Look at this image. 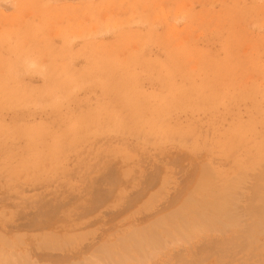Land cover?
I'll return each mask as SVG.
<instances>
[{
    "label": "rangeland",
    "instance_id": "374dc122",
    "mask_svg": "<svg viewBox=\"0 0 264 264\" xmlns=\"http://www.w3.org/2000/svg\"><path fill=\"white\" fill-rule=\"evenodd\" d=\"M0 36V264H264V0H0Z\"/></svg>",
    "mask_w": 264,
    "mask_h": 264
},
{
    "label": "bare ground",
    "instance_id": "6f19581e",
    "mask_svg": "<svg viewBox=\"0 0 264 264\" xmlns=\"http://www.w3.org/2000/svg\"><path fill=\"white\" fill-rule=\"evenodd\" d=\"M135 3V2H134ZM119 4H121V3H119ZM224 4V3H223ZM138 5V4H137ZM124 9V8H123ZM130 12V11H129ZM117 15H118V13H117ZM167 17V16H166ZM184 17V16H183ZM130 18V17H129ZM77 19V18H76ZM143 19V18H142ZM73 20V19H72ZM116 21V20H115ZM210 21V20H209ZM80 23V22H79ZM104 23V22H103ZM164 23V22H163ZM251 23V22H250ZM120 24V23H119ZM82 25V24H81ZM115 25V24H114ZM106 26V25H105ZM119 27V26H118ZM136 28V27H135ZM118 29V28H117ZM176 29V28H175ZM197 30V29H196ZM122 31V30H121ZM53 32V31H52ZM119 32V31H118ZM146 32V31H145ZM72 33V32H71ZM86 33V32H85ZM20 34V33H19ZM104 34V33H103ZM110 34V33H109ZM170 34V33H169ZM221 34V33H220ZM2 35V34H1ZM101 35V34H100ZM151 38H152V35L150 36ZM149 37V38H150ZM195 37V36H194ZM0 38H1V36H0ZM114 38V37H113ZM16 39V38H15ZM155 42V41H154ZM189 42V41H188ZM86 43V42H85ZM185 45V44H184ZM120 46V45H119ZM171 46V45H170ZM101 47V46H100ZM181 47V46H180ZM24 49V48H23ZM22 49V50H23ZM130 49V48H129ZM179 49V48H178ZM175 50V49H174ZM133 51V50H132ZM242 51V50H241ZM168 54V53H167ZM133 55V54H132ZM142 56V55H141ZM24 57V56H23ZM124 57V56H123ZM248 57V56H247ZM256 57V56H255ZM119 58V57H118ZM28 59V58H27ZM119 59H121L122 60V58H119ZM86 60V59H85ZM45 62V61H44ZM119 61H117V63H118ZM19 64V63H18ZM18 66V65H17ZM144 66V65H143ZM23 67V66H22ZM133 67H134V65H133ZM167 69V68H166ZM11 71V70H10ZM190 72V71H189ZM32 73V72H31ZM3 75V74H2ZM32 76V75H31ZM192 78V77H191ZM261 80V79H260ZM98 82V81H97ZM161 84V83H160ZM173 84V83H172ZM163 85V84H162ZM140 88V87H139ZM100 89V88H99ZM242 89H244V88H242ZM86 90V89H85ZM189 90V89H188ZM260 91V90H259ZM248 93V92H247ZM70 98V97H69ZM29 99V98H28ZM80 103V102H79ZM118 103H120V102H118ZM142 103V102H141ZM91 104V103H90ZM149 104V103H148ZM195 105V104H194ZM263 107V106H262ZM37 108V107H36ZM56 109V108H55ZM190 110V109H189ZM196 110V109H195ZM29 111V110H28ZM239 111V110H238ZM179 112V111H178ZM25 114V113H24ZM49 114V113H48ZM6 116V115H5ZM80 119V118H79ZM78 122V121H77ZM48 126V125H47ZM250 128H251V126H250ZM91 133V132H90ZM81 134V133H80ZM255 135V134H254ZM15 136V135H14ZM212 138V137H211ZM172 139V138H171ZM220 139V138H219ZM237 147V146H236ZM19 148V147H18ZM33 148V147H32ZM236 149V148H235ZM259 149V148H258ZM220 151H222V150H220ZM257 151V150H256ZM264 154V153H263ZM241 159V158H240ZM242 160V159H241ZM240 161V160H239ZM263 166V165H262ZM207 167V166H206ZM205 167V168H206ZM205 168H203V169H205ZM208 168V167H207ZM241 169V168H240ZM252 170V169H251ZM240 171V170H239ZM259 171V170H258ZM261 171V170H260ZM202 172H203V170H202ZM246 172V171H245ZM262 173V172H261ZM238 174V173H237ZM240 174V173H239ZM243 174V173H242ZM264 174V173H263ZM262 174V175H263ZM253 175V174H252ZM260 175V174H259ZM241 176V175H240ZM244 176V175H243ZM255 176V175H254ZM205 177V176H204ZM244 177H246V176H244ZM252 177V176H251ZM258 177V176H257ZM263 178H264V176H262ZM243 178V177H242ZM248 178H250V176L248 177ZM254 179H255V177H253ZM235 179H236V177H235ZM251 179V178H250ZM249 179V180H250ZM259 179H260V177H259ZM224 180H225V178H224ZM242 180H244V179H242ZM260 180H262V178L260 179ZM240 181V180H239ZM247 182V181H246ZM263 182H264V180H263ZM235 182H233V184H234ZM256 183H257V181H256ZM254 184V183H253ZM243 185H244V183H243ZM258 188H259V182H258ZM260 188H262L261 186H260ZM259 188V189H260ZM224 189V188H223ZM236 189V188H235ZM253 189H254V187H253ZM259 189H257L256 188V190H259ZM227 190V189H226ZM231 190V189H230ZM238 190V189H237ZM252 190V189H251ZM261 190H263V189H261ZM225 192V191H224ZM250 192V191H249ZM255 193V192H254ZM235 194V193H234ZM257 194V193H256ZM217 195V194H216ZM228 195V194H227ZM252 195V194H251ZM230 196V195H229ZM228 196V197H229ZM234 196V195H233ZM254 196V195H253ZM247 197V196H246ZM255 197V196H254ZM258 197V196H257ZM264 197V196H263ZM212 198V197H211ZM216 198H218V197H216ZM235 198V197H234ZM261 198V197H260ZM248 199V198H247ZM250 199V198H249ZM262 199H264V198H262ZM230 200V199H229ZM228 201V200H227ZM230 201H232V200H230ZM250 201H251V199H250ZM249 201V202H250ZM262 201V200H261ZM233 202V201H232ZM225 203V202H224ZM187 204H188V202H187ZM225 205V204H224ZM227 205V204H226ZM253 206V205H252ZM261 206V205H260ZM217 207H219L218 205H217ZM250 207H251V205H250ZM259 207V206H258ZM183 208V207H182ZM221 208V207H220ZM247 208H248V206H247ZM251 208H255V206H253V207H251ZM257 208V207H256ZM246 209V208H245ZM188 210V209H187ZM206 210V209H205ZM219 210V209H218ZM232 210V209H231ZM249 210V209H248ZM251 210V209H250ZM226 211V210H225ZM229 211V210H228ZM218 212V211H217ZM249 212V211H248ZM224 213V212H223ZM257 213V212H256ZM210 214V213H209ZM218 215H220V212H219V214ZM257 215V214H256ZM221 216V215H220ZM260 217V216H259ZM213 218V217H212ZM158 220V219H157ZM160 221L161 220H163V218L161 219H159ZM158 220V221H159ZM168 220H169V218H168ZM216 220H217V218H216ZM157 222V224L159 223H161V222ZM173 221V220H172ZM163 222V221H162ZM215 222V221H214ZM217 222V221H216ZM253 222V221H252ZM49 224V223H48ZM169 224V223H168ZM156 225V224H155ZM176 225V224H175ZM209 225V224H208ZM253 225V224H252ZM254 226V225H253ZM160 227V226H159ZM176 227V226H175ZM161 228V227H160ZM198 228V227H197ZM207 228V227H206ZM249 228V227H248ZM251 228V227H250ZM254 228V227H253ZM256 228V227H255ZM264 228V227H263ZM175 230V229H174ZM180 230V229H179ZM180 231H182V230H180ZM206 231V230H205ZM175 232H176V230H175ZM209 232V231H208ZM256 232V231H255ZM172 233H174V232H172ZM177 233H179L178 231H177ZM182 234H185L183 231H182ZM182 234L181 235H179V237L177 236V234L173 237V240L171 241V245H173L174 243H176V242H181L182 240H184V239H182L183 237L185 238V237H187L188 238V236H186V234L181 238L180 236H182ZM50 235V234H49ZM251 236V235H250ZM92 255V254H91ZM90 255V256H91ZM23 257V256H22ZM89 257V256H88ZM87 257V260L86 261H89V260H91V258L89 259ZM92 257V256H91ZM93 257H94V255H93ZM0 259H1V254H0ZM22 260H25L24 258H22ZM75 264V263H74ZM79 264V263H78ZM83 264V263H82ZM84 264H86V262L84 263Z\"/></svg>",
    "mask_w": 264,
    "mask_h": 264
}]
</instances>
